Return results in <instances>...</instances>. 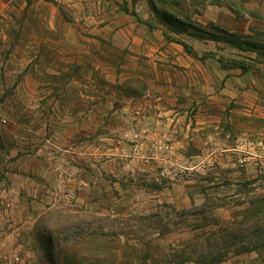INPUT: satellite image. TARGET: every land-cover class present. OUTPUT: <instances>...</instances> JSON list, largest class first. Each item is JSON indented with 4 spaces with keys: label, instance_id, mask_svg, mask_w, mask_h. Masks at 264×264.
Here are the masks:
<instances>
[{
    "label": "rangeland",
    "instance_id": "374dc122",
    "mask_svg": "<svg viewBox=\"0 0 264 264\" xmlns=\"http://www.w3.org/2000/svg\"><path fill=\"white\" fill-rule=\"evenodd\" d=\"M0 1V264H264V0H145L134 49L122 0L98 52Z\"/></svg>",
    "mask_w": 264,
    "mask_h": 264
},
{
    "label": "crops",
    "instance_id": "0c3cea01",
    "mask_svg": "<svg viewBox=\"0 0 264 264\" xmlns=\"http://www.w3.org/2000/svg\"><path fill=\"white\" fill-rule=\"evenodd\" d=\"M121 1L122 0H64V2H66L67 6L69 7V12H70L69 17L71 18L69 24H74L73 31L78 34H82L84 32L89 33L91 38L93 37L95 39L96 44H90L92 47L95 48L94 49L95 52H98L97 49L99 47L104 48V45L107 43L108 40L114 41L118 38L117 36L119 34L118 28L120 29L119 19L121 16H124L123 14H120L118 12L119 3ZM127 6L133 8L137 12L138 16L142 17L143 15L144 19H147L146 24L142 23L143 25L138 22L137 24L135 21L129 22L130 28L128 30V33L131 34L133 38L131 39V37L129 36L127 42H125L124 45L128 48L134 49L135 46L138 45L135 43L136 41L135 37H137L138 35V33L136 32L137 29L142 33V35L147 36V38H151L153 32L151 31V29H149L150 26L149 23L154 14H151L147 9L148 7L146 5L145 0H134L133 7L129 5ZM7 7H8V2L0 1V9H1L0 14L5 15L7 12ZM203 14H211L210 7L204 9ZM123 19L125 18L123 17L122 20ZM78 26L80 27V29H77ZM121 30H123V28ZM105 34L107 35L105 36ZM142 35H140V37ZM85 44L84 46L73 45V48L70 45L71 50L74 51L80 49L83 50L85 48ZM107 45L110 46L109 43H107ZM143 45H147L149 48H151V43L149 40L148 42L144 40ZM95 56L96 58L91 60H87L86 58H79V59L70 58L66 60V62L70 64L69 66L74 68V72L72 74L73 81L82 82V79H80V77L82 76L84 77L83 79L84 81L85 80L88 81V79H90V82H92L93 73H95V75L99 74V76H103L104 66H105L104 59L99 58L98 54L97 55L95 54ZM75 68H79V69H75ZM89 69L91 72L88 75L87 72ZM149 82H151V80L147 81L148 84Z\"/></svg>",
    "mask_w": 264,
    "mask_h": 264
},
{
    "label": "trees",
    "instance_id": "16d2710c",
    "mask_svg": "<svg viewBox=\"0 0 264 264\" xmlns=\"http://www.w3.org/2000/svg\"><path fill=\"white\" fill-rule=\"evenodd\" d=\"M220 3V2H219Z\"/></svg>",
    "mask_w": 264,
    "mask_h": 264
}]
</instances>
